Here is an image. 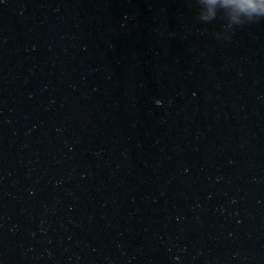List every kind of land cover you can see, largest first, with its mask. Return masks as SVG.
<instances>
[{"label":"water","instance_id":"95a60500","mask_svg":"<svg viewBox=\"0 0 264 264\" xmlns=\"http://www.w3.org/2000/svg\"><path fill=\"white\" fill-rule=\"evenodd\" d=\"M197 0H0V264H264V18Z\"/></svg>","mask_w":264,"mask_h":264},{"label":"clouds","instance_id":"9594fccd","mask_svg":"<svg viewBox=\"0 0 264 264\" xmlns=\"http://www.w3.org/2000/svg\"><path fill=\"white\" fill-rule=\"evenodd\" d=\"M201 6L198 18L210 22L217 17V8L223 10L227 19L226 29L264 18V0H197Z\"/></svg>","mask_w":264,"mask_h":264}]
</instances>
